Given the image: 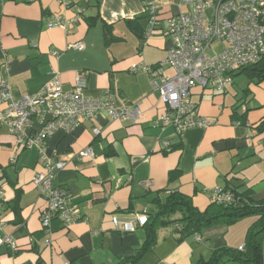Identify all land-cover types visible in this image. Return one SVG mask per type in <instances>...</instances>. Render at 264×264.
Listing matches in <instances>:
<instances>
[{"label": "crops", "instance_id": "obj_1", "mask_svg": "<svg viewBox=\"0 0 264 264\" xmlns=\"http://www.w3.org/2000/svg\"><path fill=\"white\" fill-rule=\"evenodd\" d=\"M154 2L160 20L147 37L146 18L139 21L141 35L128 22L145 15L144 0H70L69 6L59 0H0V82L13 97L36 93L53 71L70 90L76 74L84 72L85 95L110 92L117 105L139 101L142 110L137 123L100 113L71 132L56 131L44 139V155L64 162L55 184L66 189L80 215L67 226L53 219L49 234L40 223L46 201L32 183L42 169L39 147H24L0 119L3 233L17 244L15 251L0 245V264H194L217 248L244 244L253 216L188 236L181 235L179 222H170L154 228L150 250L135 262L126 260L142 247L148 213L168 191L189 196L199 211L211 204L215 187L248 189L253 201L264 199V80L254 79L255 87L241 94L236 76L223 93L195 87L190 100L211 124L180 135L172 126H160L155 118L164 105L141 67L166 58L171 41L164 21L187 7L179 0ZM57 14L63 25H50ZM108 30L111 41L105 38ZM77 42L82 48L68 47ZM163 74L172 75L173 69L165 66ZM87 147L92 157L80 159L78 153Z\"/></svg>", "mask_w": 264, "mask_h": 264}, {"label": "built area", "instance_id": "obj_2", "mask_svg": "<svg viewBox=\"0 0 264 264\" xmlns=\"http://www.w3.org/2000/svg\"><path fill=\"white\" fill-rule=\"evenodd\" d=\"M59 3L71 5L70 0H59ZM179 4L186 6L187 11L164 21L163 31L171 41L166 58L156 65L141 67L164 105L155 122L162 127L172 126L178 135L188 129L206 128L211 124L199 113L197 103L190 100L193 88L223 93L237 72L256 64L264 56V0H179ZM144 13L147 14L145 36L148 37L157 31L160 20L154 0H144ZM60 24L63 25L62 17L57 14L50 25ZM68 24H72V20ZM214 41H220L222 48L212 55L210 51ZM68 47L80 49L82 44L77 42ZM165 66L173 69L172 75L163 74ZM85 86V73L78 72L72 89L64 90L59 74L53 71L36 93L13 97L8 85L0 82L1 121L24 147L37 145L40 150L42 169L34 173L32 183L46 201L40 212V223L48 234L53 219L67 226L78 220L80 215L77 213L78 205L71 201L66 189L55 184L64 162L44 155V139L56 131L71 132L100 113L111 120H129L132 123L139 122L142 116L139 101L117 105L110 92L97 98L85 95ZM36 123L40 125L38 130L34 129ZM93 132L99 134L100 131L94 128ZM92 155L90 147L78 153L80 159ZM211 199L225 205L235 200L230 189L220 187L212 190ZM3 208V191L0 188V245L7 244L15 251V239L3 233ZM114 224L119 222L114 219ZM127 225L132 229L134 223ZM45 243H50L49 238ZM238 249L243 250L244 245Z\"/></svg>", "mask_w": 264, "mask_h": 264}, {"label": "trees", "instance_id": "obj_3", "mask_svg": "<svg viewBox=\"0 0 264 264\" xmlns=\"http://www.w3.org/2000/svg\"><path fill=\"white\" fill-rule=\"evenodd\" d=\"M144 14L133 20H128L131 29L138 35H141L143 31L139 21L147 19V14ZM109 31L105 32L107 41L112 40L108 34ZM239 72L245 73L250 78H255L257 83L263 81L264 56L256 64L244 67ZM261 127H264V121L261 123ZM173 173L170 174L173 176ZM225 189H230L233 192L234 202L225 205L211 201L204 211L195 208L189 196L177 190L168 191L163 199L157 200L156 210L148 213V219L144 224L147 238L142 247L135 256L128 257L126 260L131 263L135 262L144 252L151 249L153 230L156 226L179 222L181 235L188 236L204 228H210L217 224L230 225L243 217L253 216L255 219L246 231L243 250L227 247L217 248L208 259H198L194 264H263L264 199L253 201L250 195L251 191L248 189L244 191H237L230 187ZM175 213L178 214V217L171 218Z\"/></svg>", "mask_w": 264, "mask_h": 264}, {"label": "rangeland", "instance_id": "obj_4", "mask_svg": "<svg viewBox=\"0 0 264 264\" xmlns=\"http://www.w3.org/2000/svg\"><path fill=\"white\" fill-rule=\"evenodd\" d=\"M207 14L208 15H210V12L209 11H207ZM213 50H211L210 51V54H212V55H214L215 53H218L220 50H221V48H222V44L220 43V41H214L213 43H212V47H211ZM238 73V72H237ZM237 78H239L236 82H237V84H236V87H237V89L239 90V93L241 94V91L243 92V90H245V88L246 87H248L249 85L251 86V87H255L254 85H253V81H254V79L255 78H250V77H248L247 75H245L244 73H239V74H236L235 75ZM256 80V79H255ZM253 92V91H252ZM252 92H250L249 93V98L250 99H253V94H252ZM246 217H252V216H246ZM245 217V218H246ZM255 218V217H254ZM248 219H250V218H248ZM231 264V263H230Z\"/></svg>", "mask_w": 264, "mask_h": 264}]
</instances>
